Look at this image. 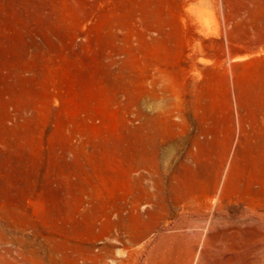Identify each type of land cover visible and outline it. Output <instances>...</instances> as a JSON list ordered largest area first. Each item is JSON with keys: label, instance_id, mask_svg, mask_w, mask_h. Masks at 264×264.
I'll list each match as a JSON object with an SVG mask.
<instances>
[{"label": "rangeland", "instance_id": "374dc122", "mask_svg": "<svg viewBox=\"0 0 264 264\" xmlns=\"http://www.w3.org/2000/svg\"><path fill=\"white\" fill-rule=\"evenodd\" d=\"M0 264H264V0H0Z\"/></svg>", "mask_w": 264, "mask_h": 264}]
</instances>
